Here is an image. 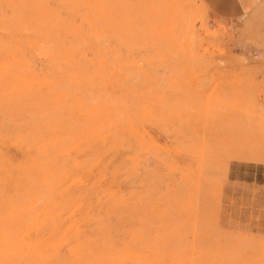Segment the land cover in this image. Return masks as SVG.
I'll return each instance as SVG.
<instances>
[{
    "label": "rangeland",
    "instance_id": "374dc122",
    "mask_svg": "<svg viewBox=\"0 0 264 264\" xmlns=\"http://www.w3.org/2000/svg\"><path fill=\"white\" fill-rule=\"evenodd\" d=\"M126 2V38L115 14L107 43L110 81L139 93L145 139L95 142L103 152L93 173L106 174L93 188V217L117 227L123 211L114 238L159 251L161 263L264 264L256 183L264 182V0L250 9L239 0H151L139 12ZM7 15L0 3V22ZM10 31L0 23V40ZM1 98L0 151L14 165L25 154L27 114Z\"/></svg>",
    "mask_w": 264,
    "mask_h": 264
},
{
    "label": "bare ground",
    "instance_id": "6f19581e",
    "mask_svg": "<svg viewBox=\"0 0 264 264\" xmlns=\"http://www.w3.org/2000/svg\"><path fill=\"white\" fill-rule=\"evenodd\" d=\"M145 1L136 0L137 12ZM0 3L8 11L0 23L11 29L0 40V96L27 114L23 159L12 165L0 151V264H160L159 251L145 255L141 244L114 238L123 211L116 227L94 218L90 201L106 174L105 167L93 173L103 152L95 142L143 138L139 93L110 81L107 43L115 14L114 30L126 38V0ZM39 55L42 69L34 66Z\"/></svg>",
    "mask_w": 264,
    "mask_h": 264
},
{
    "label": "crops",
    "instance_id": "0c3cea01",
    "mask_svg": "<svg viewBox=\"0 0 264 264\" xmlns=\"http://www.w3.org/2000/svg\"><path fill=\"white\" fill-rule=\"evenodd\" d=\"M240 3H241V6L244 8V9H250L253 7V5L257 4V0H239ZM247 183H253V182H250V181H246ZM257 184H264V182H260V181H257L256 182Z\"/></svg>",
    "mask_w": 264,
    "mask_h": 264
}]
</instances>
